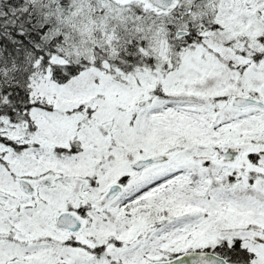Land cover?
Masks as SVG:
<instances>
[{
	"label": "snow or ice",
	"instance_id": "obj_1",
	"mask_svg": "<svg viewBox=\"0 0 264 264\" xmlns=\"http://www.w3.org/2000/svg\"><path fill=\"white\" fill-rule=\"evenodd\" d=\"M0 264H264V0H0Z\"/></svg>",
	"mask_w": 264,
	"mask_h": 264
}]
</instances>
